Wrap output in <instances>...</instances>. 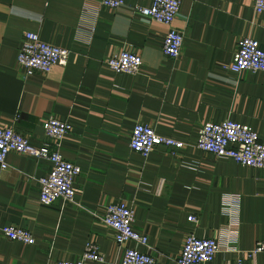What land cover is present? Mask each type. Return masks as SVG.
I'll return each mask as SVG.
<instances>
[{
    "label": "crops",
    "instance_id": "obj_1",
    "mask_svg": "<svg viewBox=\"0 0 264 264\" xmlns=\"http://www.w3.org/2000/svg\"><path fill=\"white\" fill-rule=\"evenodd\" d=\"M99 2L0 0V125L40 146L44 120L69 122L61 153L81 167L78 204L46 206L36 179L50 162L8 154V167L0 168V227L29 230L35 242L0 236V264L76 261L89 241L105 261L87 264L119 262L123 247L100 217L120 201L134 209L133 227L148 238L157 264H177L188 233L225 248L208 264H264V251L247 256L264 242V169L193 146L200 126L228 119L251 127L264 143V73L228 69L240 38L264 49V13L254 12L253 0H180L173 26L183 32V48L170 58L161 50L166 27L135 11L152 0H124L117 9ZM25 32L68 49L67 64L26 77L17 65ZM126 48L142 57L137 74L105 64ZM137 123L187 146L175 154L160 146L143 157L129 147Z\"/></svg>",
    "mask_w": 264,
    "mask_h": 264
},
{
    "label": "built area",
    "instance_id": "obj_2",
    "mask_svg": "<svg viewBox=\"0 0 264 264\" xmlns=\"http://www.w3.org/2000/svg\"><path fill=\"white\" fill-rule=\"evenodd\" d=\"M100 6L109 9L120 8L124 0H100ZM180 8V0H152L149 6H136L135 11L143 18L152 20L166 27L162 42V52L170 58L180 56L184 35L173 26ZM256 14L264 13V0H253ZM69 50L43 41L34 32H25L17 56V65L26 77L35 72L48 74L55 65L64 66L69 58ZM142 57L131 49H122L119 53L105 60L106 66L116 72L137 74L142 66ZM228 69L234 73L244 70L264 73V49L259 42L249 36L239 39L237 50ZM46 140L40 146L29 144L28 139L13 127L0 125V168L8 167L7 156L10 152L25 154L34 158H45L50 164V171L36 179L39 187L38 201L42 205H52L56 201L76 202L79 189L75 180L81 173V167L66 160L61 153L62 139L71 130V124L56 117L49 116L42 123ZM164 147L171 154L186 148L187 144L170 137L161 136L148 125L137 123L131 130L129 147L143 157H147L157 147ZM193 146L217 158L231 159L245 167L264 169V143L251 127L230 119L223 122H206L200 126ZM101 221L114 232V241L123 247L122 259L115 264H157L150 253L148 238L133 227L134 209L127 203L110 202L101 214ZM187 220L197 222L189 215ZM0 236L12 241L33 244L35 238L29 230L12 225L0 227ZM128 242L135 247H126ZM144 248V250L139 249ZM225 249L215 238H199L188 233L183 241L177 264H208L215 255ZM264 251V242H258L249 252L248 257ZM104 254L95 242H87L81 257L76 261L63 260L58 264L103 263ZM234 264H243L237 259Z\"/></svg>",
    "mask_w": 264,
    "mask_h": 264
}]
</instances>
